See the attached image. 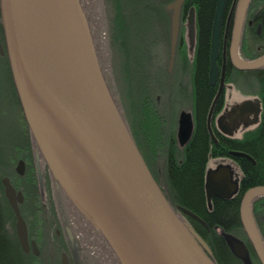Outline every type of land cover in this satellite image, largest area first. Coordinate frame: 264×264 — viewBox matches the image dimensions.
<instances>
[{"label": "water", "instance_id": "obj_1", "mask_svg": "<svg viewBox=\"0 0 264 264\" xmlns=\"http://www.w3.org/2000/svg\"><path fill=\"white\" fill-rule=\"evenodd\" d=\"M247 1L241 0L238 6L235 38ZM65 2L71 7L67 0ZM182 3L183 0H173L167 6L171 22L170 69ZM224 5L225 0H216L210 74L216 72L219 24ZM0 10L10 70L24 115L38 149L65 191L84 209L87 208L110 241L116 240L115 225L100 212L86 191H82L85 202L76 194L74 185L79 186L64 171V161L100 190L108 202L110 213L112 210L113 220L115 212L112 207L122 216L123 224L130 227V235L131 232L134 234L147 257L155 264H217L207 243L181 213L204 226L205 222L183 206H172L146 165L102 76L82 44L77 13L70 19V29L52 0H0ZM187 21L192 34L194 7L190 8ZM233 63L239 69H255L264 65V54L252 61L234 56ZM240 104L249 107L253 102L247 99ZM207 125L212 134L209 119ZM178 131H189L185 113L180 116ZM48 144L55 151L48 149ZM231 152L247 156L240 151ZM57 167L69 181L61 176ZM232 189L229 166H221L206 174L207 201L213 195L229 197ZM262 193L264 186L252 187L245 192L240 217L261 264H264V247L250 211V200ZM6 195L13 202L14 189L10 185L6 187ZM21 198V193H18V199ZM15 210L20 240L26 248V225L16 205ZM226 238L232 253L244 261L249 259L247 248L240 239L232 235H226ZM119 257L124 264H130L127 256L119 254ZM63 264H68L65 257Z\"/></svg>", "mask_w": 264, "mask_h": 264}, {"label": "flooded vegetation", "instance_id": "obj_2", "mask_svg": "<svg viewBox=\"0 0 264 264\" xmlns=\"http://www.w3.org/2000/svg\"><path fill=\"white\" fill-rule=\"evenodd\" d=\"M240 1L225 0L219 24L215 74H210V68L216 0L212 9H207L204 14L193 3L189 2L190 5L187 6L186 0H183L174 51L176 71L157 73L153 77L159 83L161 79H167L170 87L174 84L176 74L177 93L187 89L182 86L186 80L189 84V89L180 97L187 100V107L191 112L185 113L180 109L177 114V130L175 127L173 135L169 137L171 145L162 168L165 175H170L169 164L176 159L177 146L182 151L195 138L199 111H202L207 147L204 194L206 174L221 166H229L230 181L234 188L229 197L213 195L207 201L205 195L206 207L213 216L215 208L222 203L227 208L230 201L237 200L235 204L238 205V217L226 222L230 224L236 220L240 226H214V238L220 240L226 250L228 248L223 264H261L243 227L240 207L248 189L264 186V91L261 85L264 83V65L255 69H239L233 63V57L252 61L264 54V0L247 1L240 30L235 38ZM191 7H194L192 34L187 21ZM185 45L190 56L188 64L184 62V54L181 52ZM180 77L183 78V83L179 82ZM168 94L167 101L171 103L173 98L171 93ZM247 99L253 105L242 107L240 103ZM155 101L159 103L158 94L155 95V100L147 96L144 106L150 108L149 105ZM182 113H185L189 124L187 133L178 131ZM208 119L212 134L208 130ZM8 125L15 128L12 134L15 140L12 142L9 138L11 132L7 131ZM229 145H236L237 148H228ZM231 151H240L247 156L236 155ZM211 162L213 166H209ZM157 184L159 185L158 182ZM7 185L14 189L13 202L6 195ZM63 192L66 191L53 176L38 149L24 115L10 70L0 10V264H50L46 254L51 250L60 251L59 264H63L64 257L68 264L70 260L80 264L81 245L68 218V211L74 208L66 207L70 202L64 199ZM18 193L22 195L21 200L18 199ZM15 205L26 225V248L20 240ZM72 211L82 215L79 210ZM250 211L264 247V193L250 200ZM184 218L186 219L185 216ZM226 235L235 236L244 243L249 259L244 261L230 251ZM210 252L212 254L211 250Z\"/></svg>", "mask_w": 264, "mask_h": 264}, {"label": "rangeland", "instance_id": "obj_3", "mask_svg": "<svg viewBox=\"0 0 264 264\" xmlns=\"http://www.w3.org/2000/svg\"><path fill=\"white\" fill-rule=\"evenodd\" d=\"M145 2L148 1L145 0ZM67 3L71 4V7H74L76 10L78 32L81 35L82 44L85 46L89 57L93 61L95 69L102 76L101 78L105 83L118 111L120 112V115L122 116V119L124 120L133 140L136 142L135 144L138 146V148H140L141 153H143L145 156L147 163L146 165H148V168L151 171L154 179L159 183V186H161L163 189V193L167 196L168 191L166 175L162 168L165 165V155L169 150V146L171 145L168 135H173L175 127L177 130L176 121L179 110L182 109V112L189 114L191 112L187 107V100L180 97V95L185 94L186 90L189 89L188 80H186L184 83L182 82L184 81L183 78L180 77L181 79L179 80V82L183 83L182 86L187 88L184 91L185 93L183 91L181 93H177L178 89L176 88V74L173 82L174 84H172L173 86L171 85L169 87L167 82L164 84L167 93H171L173 102L171 101V103H169L167 100L166 102L162 100V110L158 109L159 113L157 110V113L156 111L154 112L153 110L155 108L150 104V108L147 109L148 112L146 115L148 125L146 126L144 124L142 130V121L145 117L144 111L141 110V117L138 116V118L136 112V110L138 111V101L140 100L141 96V89L139 88L140 83L137 81V75L133 77V73L136 74L138 69L136 70L135 67L136 71L132 69L130 71V77L127 75L124 56H122L117 47H112L110 40V26H106V18H103V21H105L102 28L99 26V23L96 24L91 17L90 7L87 5V0H67ZM129 7H131L132 10L130 11L131 18L128 20V23L132 29L130 48L132 47L133 58H137L135 55H137L139 52L138 44L143 35L140 21H143L144 18H147L149 23L150 19L157 17V14H155L154 11H144L142 13L139 12L136 10L138 8L137 2L133 0H130ZM186 49L187 46L185 45V47L181 49V52L185 55L187 60H189L190 56L187 54ZM174 58H176V54H174ZM169 59L167 61L168 67ZM126 78H130V80H126ZM149 84L150 83L148 82L147 85ZM147 93L148 92L145 91V97L143 100H147ZM175 99L178 101L175 102ZM169 109H171V115L167 117L168 119H166V115L165 118L161 117V114L168 112ZM152 114H156L159 119H162V121L158 120L157 122H153L152 117L154 116ZM14 130L15 128L8 125L7 131L11 132V136L9 137L11 142L15 140V138L12 137ZM177 148L178 150H181V148L178 146ZM55 161L57 164H59L57 158H55ZM213 165L214 164L212 162L209 163V166ZM58 170L60 171L59 168ZM60 174L64 179L69 181V179L65 177L61 171ZM71 184L74 185V183ZM83 185L87 195H89L95 202L100 212H102V214L114 224L108 202L100 190L85 180L83 181ZM74 187L77 189L76 194L78 197L83 200L84 193L76 185H74ZM62 195L64 199L66 198L67 201L70 202V205L66 204V207H72L76 210H79V212L82 214L80 215L72 211L74 209H70L68 211V218L74 227V232L77 236L76 238L79 242V245H81V252L79 254L80 264H123L117 257L119 254L127 256L130 264H150V262H148L146 251H144L142 245L137 241V239H135V237L125 233H130V230L126 224H123L122 226V229H124V234L121 233L122 229H120V232L117 231L116 240L110 241V238L108 239L107 234L104 233L100 224L95 222L92 215L86 210L87 208L84 209V206H82V204H80L77 199H74L69 192H63ZM83 201L85 202V200ZM86 205L87 204L85 203V206ZM127 240L129 242L134 240L135 246H131ZM208 247L211 249L209 245ZM59 255V250H51L46 254V258L49 259L48 261L50 264H59ZM43 259H45L44 256ZM70 264L75 263L70 260Z\"/></svg>", "mask_w": 264, "mask_h": 264}, {"label": "trees", "instance_id": "obj_4", "mask_svg": "<svg viewBox=\"0 0 264 264\" xmlns=\"http://www.w3.org/2000/svg\"><path fill=\"white\" fill-rule=\"evenodd\" d=\"M133 1L137 2L138 8L136 10L139 12L154 11V13L157 14V17L150 19L149 23L147 18L140 21L143 35L138 44L139 52L135 55L137 58H133L132 47L130 48L132 39V29L128 23L129 18H131L130 11H132L131 7H129L130 0H87V5L90 7L92 19L96 24L99 23L101 28L105 21H103V18H106V26H110V40L112 47H117L122 56H124L127 75L130 77V71L132 69L135 70V67L136 70L138 69L136 74L133 73V77L137 75V81L140 83L139 88L141 89V96L138 101L140 104L138 103L139 107L136 112L138 118V116L141 117V110L144 111L145 117L142 121V129L144 124L146 126L148 125L146 116L148 108L144 106L146 105V102L143 100L145 97V91L148 92L147 96L151 97L152 100H155V94L164 87V82H167V79H165L164 82L162 81L163 79H161L160 85V83L156 81V77L153 76L157 73L166 74L168 72L176 71V58H174V64H172L171 69L167 66V61L170 57L171 35L170 12L167 10V6L173 0H146L148 2H145V0ZM189 2L193 3L195 8H200L202 14H204L207 9H212L214 0H186L185 4L189 6ZM183 60L185 63H189L185 55L183 56ZM126 80H130V78H126ZM148 82L150 83L149 85H147ZM156 82L159 83V86L156 85ZM261 85L262 90L264 91V83L262 82ZM161 105H163V103H157L156 101L151 104V106H154L155 108L153 110L154 112L156 110L158 111V109L162 110ZM152 115L154 116L152 117L153 122H157L158 120L162 121V119H159L156 114ZM165 115L166 119H168L167 117L171 115V109H169L168 112L162 113L161 117L165 118ZM198 118V130L196 131L195 138L192 139L182 151H179L176 148V159L171 160L169 164L170 175H166L168 191L166 197L172 206H183L194 212L205 222L206 226L183 214L186 217L187 223L197 232L207 245L210 246L213 260L217 264H223L224 260H226L228 248L226 250L225 245L220 240L214 238V226L220 228H226L228 226L236 228L240 226L236 220L234 223L227 224V222H230L231 218L234 219L235 217H238V205L235 204L237 200L230 201V205L227 208H224V203H222L220 204V207L217 206V208H215L213 216H211L206 207L203 176L204 168L207 163V147L206 129L204 121L202 120V111H199ZM169 137L170 135H168V138ZM228 148H237V146L229 145ZM138 149L141 153L140 148ZM141 154L146 162L145 156L143 153ZM58 182L60 183L59 180ZM60 185L63 187L61 183ZM117 257L123 263L119 255H117Z\"/></svg>", "mask_w": 264, "mask_h": 264}, {"label": "bare ground", "instance_id": "obj_5", "mask_svg": "<svg viewBox=\"0 0 264 264\" xmlns=\"http://www.w3.org/2000/svg\"><path fill=\"white\" fill-rule=\"evenodd\" d=\"M66 0H52V2L54 3L58 14L60 15V17L62 18V20L64 21V23L66 24L67 27H69L71 29L70 26V19H72L73 17L75 18V10H73L69 5L66 4L65 2ZM76 34V33H75ZM78 34H76V37ZM88 56V55H87ZM163 82L165 81V78H163L162 80ZM166 84V82H164ZM156 85L159 86L158 82H156ZM158 97H159V103H162V100H164L166 102V100L168 99V93L165 87H163L158 93ZM48 149H50L51 151H55L53 148H51L48 144ZM63 165L66 166V173L68 175V177H70L72 179L73 182H75L81 191H85L84 185H83V181L84 180H88L86 179V177L81 174L75 167H73L72 165H68L65 161L63 162ZM89 181V180H88ZM113 211L115 212L113 217H114V225L116 227V230L118 232H120L119 230L122 229L123 226V220H122V216L116 212V210H114V208L112 207ZM111 214L112 210H111ZM128 228L130 229V227L128 226ZM124 229H122L121 233H123ZM127 235H130V233L125 232ZM131 235L134 237V234L131 232ZM128 241V240H127ZM134 241V240H132ZM128 243L131 244V246L134 247L133 242H129ZM148 262H150V264H155V262H153L150 257L148 258Z\"/></svg>", "mask_w": 264, "mask_h": 264}]
</instances>
